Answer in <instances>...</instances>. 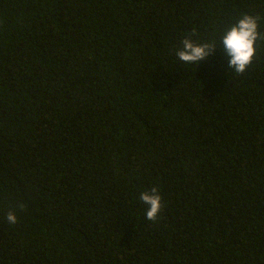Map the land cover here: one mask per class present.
I'll use <instances>...</instances> for the list:
<instances>
[{"label": "trees", "instance_id": "trees-1", "mask_svg": "<svg viewBox=\"0 0 264 264\" xmlns=\"http://www.w3.org/2000/svg\"><path fill=\"white\" fill-rule=\"evenodd\" d=\"M242 14L264 32V0H0V264H264V42L241 75L219 43Z\"/></svg>", "mask_w": 264, "mask_h": 264}, {"label": "clouds", "instance_id": "clouds-1", "mask_svg": "<svg viewBox=\"0 0 264 264\" xmlns=\"http://www.w3.org/2000/svg\"><path fill=\"white\" fill-rule=\"evenodd\" d=\"M258 21V16L242 14L220 36L219 43L228 57L227 67L237 75L244 74L252 64L256 54L257 42H264V32L259 30ZM192 35H195V30H193ZM216 47V41H198L193 40L191 36H185L181 39L175 55L186 64L199 65L201 61L214 55ZM158 191V188L154 186L150 190L140 193L139 199L148 206L146 218L149 221H156L162 208V197ZM5 218L10 224L17 223V217L12 211L7 212Z\"/></svg>", "mask_w": 264, "mask_h": 264}]
</instances>
